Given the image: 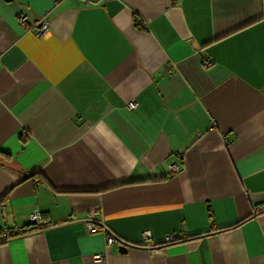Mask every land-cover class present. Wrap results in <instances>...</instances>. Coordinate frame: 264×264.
Wrapping results in <instances>:
<instances>
[{"label":"crops","instance_id":"crops-1","mask_svg":"<svg viewBox=\"0 0 264 264\" xmlns=\"http://www.w3.org/2000/svg\"><path fill=\"white\" fill-rule=\"evenodd\" d=\"M263 205L264 0H0V264H264Z\"/></svg>","mask_w":264,"mask_h":264},{"label":"built area","instance_id":"built-area-1","mask_svg":"<svg viewBox=\"0 0 264 264\" xmlns=\"http://www.w3.org/2000/svg\"><path fill=\"white\" fill-rule=\"evenodd\" d=\"M21 21L22 23H25L27 21V16L26 15H22L21 16ZM49 28V24L47 20H43L42 23L40 24L39 27H37V31L39 33H43L44 31H46ZM210 62L209 61H205V65H209ZM128 107L131 109H134L137 106V102L136 100H131L127 103ZM180 166L176 165V164H172L171 165V174L174 173H179L180 172ZM262 209H264V205L261 207ZM31 223H37L39 221L38 216L36 213L31 214L30 217ZM90 230L92 232L97 231V228L94 225L90 226ZM24 233H26L25 228L21 227V228H16V229H10V230H5L3 231V233L0 234V240H8L11 239L14 236H18V235H23ZM173 237L167 236L166 237V241H170L172 240ZM107 241L109 243L114 241V237L113 236H109L107 238Z\"/></svg>","mask_w":264,"mask_h":264},{"label":"trees","instance_id":"trees-1","mask_svg":"<svg viewBox=\"0 0 264 264\" xmlns=\"http://www.w3.org/2000/svg\"><path fill=\"white\" fill-rule=\"evenodd\" d=\"M242 222L243 221L239 222L238 225L241 224ZM23 228H25L26 232H31V231L39 229V227H38V225H36V223H29V225H27V226H25ZM3 231H5V230L0 229V234L3 233ZM5 241H7V239L6 240H0V243L1 242H5ZM176 242H178V241L175 240V241L167 242V243H164V244H162V245H160L158 247H165L167 245H170V244H173V243H176Z\"/></svg>","mask_w":264,"mask_h":264},{"label":"water","instance_id":"water-1","mask_svg":"<svg viewBox=\"0 0 264 264\" xmlns=\"http://www.w3.org/2000/svg\"><path fill=\"white\" fill-rule=\"evenodd\" d=\"M7 1H11V0H7ZM24 176H27V174H24ZM122 250H124L123 252H125L127 249H126V247H124Z\"/></svg>","mask_w":264,"mask_h":264}]
</instances>
